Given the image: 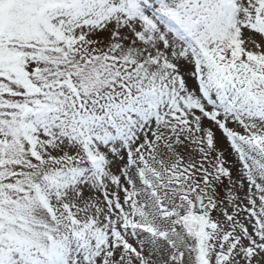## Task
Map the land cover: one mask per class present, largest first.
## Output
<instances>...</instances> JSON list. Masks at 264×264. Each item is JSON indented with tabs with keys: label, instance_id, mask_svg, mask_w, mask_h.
Returning <instances> with one entry per match:
<instances>
[{
	"label": "snow or ice",
	"instance_id": "1",
	"mask_svg": "<svg viewBox=\"0 0 264 264\" xmlns=\"http://www.w3.org/2000/svg\"><path fill=\"white\" fill-rule=\"evenodd\" d=\"M0 264H264V0H0Z\"/></svg>",
	"mask_w": 264,
	"mask_h": 264
}]
</instances>
